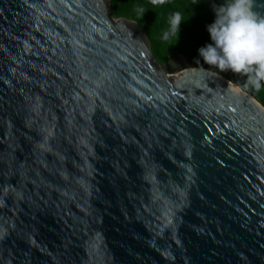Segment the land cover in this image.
<instances>
[{
    "label": "water",
    "instance_id": "1",
    "mask_svg": "<svg viewBox=\"0 0 264 264\" xmlns=\"http://www.w3.org/2000/svg\"><path fill=\"white\" fill-rule=\"evenodd\" d=\"M110 2L0 0V264H264V105Z\"/></svg>",
    "mask_w": 264,
    "mask_h": 264
},
{
    "label": "clouds",
    "instance_id": "2",
    "mask_svg": "<svg viewBox=\"0 0 264 264\" xmlns=\"http://www.w3.org/2000/svg\"><path fill=\"white\" fill-rule=\"evenodd\" d=\"M167 2L150 0L153 7ZM253 3L254 0H225L222 4H213L216 20L208 26V32L214 43L200 48L199 53L206 64L220 72L231 70L246 76L244 89L260 91L264 82V16L253 10ZM138 12L143 18L146 11L139 8ZM182 21H186L182 15L174 13L162 39L173 40L172 45L176 44Z\"/></svg>",
    "mask_w": 264,
    "mask_h": 264
},
{
    "label": "trees",
    "instance_id": "3",
    "mask_svg": "<svg viewBox=\"0 0 264 264\" xmlns=\"http://www.w3.org/2000/svg\"><path fill=\"white\" fill-rule=\"evenodd\" d=\"M143 1V7L146 11V15L142 18L144 28L140 22L138 23L147 33L149 30L155 34H163L161 31L168 29L170 17L174 13L179 12L186 20L181 22L178 34V40L180 41L178 47L181 52L191 56L196 62L199 61V66L213 70L229 80L239 83L243 90L252 94L264 105V82H262L260 91L244 89L242 85L247 79L246 76L233 73L231 70L220 72L219 69L212 68L206 64L203 57L200 56V48L214 43L208 32V26L216 20L213 4L219 5L224 3L225 0H201V3H199V0H168L165 5L158 7H153L150 4V0ZM120 12L125 15L131 14L130 11L125 9Z\"/></svg>",
    "mask_w": 264,
    "mask_h": 264
},
{
    "label": "rangeland",
    "instance_id": "4",
    "mask_svg": "<svg viewBox=\"0 0 264 264\" xmlns=\"http://www.w3.org/2000/svg\"><path fill=\"white\" fill-rule=\"evenodd\" d=\"M143 5V0H111L110 5L108 6V13L113 19L127 18L134 20L137 23L140 22L143 27V20L138 12L139 8L144 9ZM124 9L126 11H130L131 14L125 15L124 13H121L120 11ZM144 15H146V13ZM144 32L150 43L149 49L151 55L160 68L167 74H176L187 68L199 66V64L191 56L181 52L178 47L180 42L179 40L176 44L172 45L174 41H164L162 39V34L160 33L155 34L149 30L148 33L145 30ZM161 32H164V30Z\"/></svg>",
    "mask_w": 264,
    "mask_h": 264
},
{
    "label": "bare ground",
    "instance_id": "5",
    "mask_svg": "<svg viewBox=\"0 0 264 264\" xmlns=\"http://www.w3.org/2000/svg\"><path fill=\"white\" fill-rule=\"evenodd\" d=\"M120 19H113V21H119Z\"/></svg>",
    "mask_w": 264,
    "mask_h": 264
}]
</instances>
